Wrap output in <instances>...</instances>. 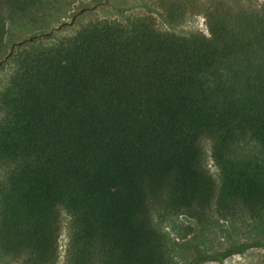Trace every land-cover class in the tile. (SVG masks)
Wrapping results in <instances>:
<instances>
[{"label":"trees","instance_id":"16d2710c","mask_svg":"<svg viewBox=\"0 0 264 264\" xmlns=\"http://www.w3.org/2000/svg\"><path fill=\"white\" fill-rule=\"evenodd\" d=\"M39 1L0 0V37L3 7ZM161 8L165 30L150 15L100 20L5 57L1 256L56 264L62 210L66 264H172L154 213L205 227L215 202L224 221L264 218V2L203 6L207 36L176 31L185 4Z\"/></svg>","mask_w":264,"mask_h":264},{"label":"rangeland","instance_id":"374dc122","mask_svg":"<svg viewBox=\"0 0 264 264\" xmlns=\"http://www.w3.org/2000/svg\"><path fill=\"white\" fill-rule=\"evenodd\" d=\"M185 4L186 13L176 27L182 34L202 33L208 35L202 7L216 2H225L234 8H254L264 0H40L21 7H3L4 36L0 37V91L6 86L11 68L5 64L7 54L18 45L36 37L55 42L72 36L83 26L100 21L124 22L137 16L150 15L159 28L165 30L160 14L168 3ZM200 5H203L202 7ZM74 15V16H73ZM1 118V115H0ZM205 168L213 178L218 194L219 171L211 158L210 140H202ZM239 152L257 156L254 143L246 142ZM6 167L0 164V181ZM215 202L209 212L207 226L197 225L184 215L160 220L152 218L157 228L167 236L174 260L172 264H264V218L251 219L246 213L224 221L216 214ZM70 238V218L60 212V231L56 264H66ZM0 264H20L19 261L1 256Z\"/></svg>","mask_w":264,"mask_h":264}]
</instances>
